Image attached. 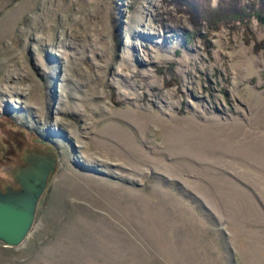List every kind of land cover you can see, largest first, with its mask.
Segmentation results:
<instances>
[{
  "label": "rangeland",
  "instance_id": "374dc122",
  "mask_svg": "<svg viewBox=\"0 0 264 264\" xmlns=\"http://www.w3.org/2000/svg\"><path fill=\"white\" fill-rule=\"evenodd\" d=\"M192 29L170 0H0V179L58 153L0 264H264V27Z\"/></svg>",
  "mask_w": 264,
  "mask_h": 264
},
{
  "label": "water",
  "instance_id": "95a60500",
  "mask_svg": "<svg viewBox=\"0 0 264 264\" xmlns=\"http://www.w3.org/2000/svg\"><path fill=\"white\" fill-rule=\"evenodd\" d=\"M23 148L19 162L9 167L11 181L0 185V242L16 247L25 241L34 224L39 199L58 162L54 145Z\"/></svg>",
  "mask_w": 264,
  "mask_h": 264
},
{
  "label": "trees",
  "instance_id": "16d2710c",
  "mask_svg": "<svg viewBox=\"0 0 264 264\" xmlns=\"http://www.w3.org/2000/svg\"><path fill=\"white\" fill-rule=\"evenodd\" d=\"M170 1L188 15L192 24V31L181 32L185 39L186 34L204 37L218 31L223 25L234 28L249 25L253 20L264 27V0H220L216 6L204 4L202 0ZM263 48L264 40L254 44L255 51Z\"/></svg>",
  "mask_w": 264,
  "mask_h": 264
},
{
  "label": "flooded vegetation",
  "instance_id": "af4514ba",
  "mask_svg": "<svg viewBox=\"0 0 264 264\" xmlns=\"http://www.w3.org/2000/svg\"><path fill=\"white\" fill-rule=\"evenodd\" d=\"M3 182H5V180H4V179H0V185H1Z\"/></svg>",
  "mask_w": 264,
  "mask_h": 264
}]
</instances>
